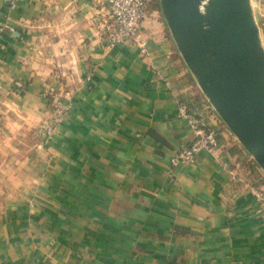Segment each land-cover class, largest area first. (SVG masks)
<instances>
[{"label":"crops","instance_id":"obj_1","mask_svg":"<svg viewBox=\"0 0 264 264\" xmlns=\"http://www.w3.org/2000/svg\"><path fill=\"white\" fill-rule=\"evenodd\" d=\"M99 0H0V264H264V172L222 122L163 16L107 47ZM53 94L72 109L46 140ZM46 94V95H44ZM213 153L172 164L192 139Z\"/></svg>","mask_w":264,"mask_h":264},{"label":"water","instance_id":"obj_2","mask_svg":"<svg viewBox=\"0 0 264 264\" xmlns=\"http://www.w3.org/2000/svg\"><path fill=\"white\" fill-rule=\"evenodd\" d=\"M159 5L193 79L264 172V46L251 0Z\"/></svg>","mask_w":264,"mask_h":264},{"label":"built area","instance_id":"obj_3","mask_svg":"<svg viewBox=\"0 0 264 264\" xmlns=\"http://www.w3.org/2000/svg\"><path fill=\"white\" fill-rule=\"evenodd\" d=\"M17 0H11L14 4ZM107 7L108 16L98 26L100 39L107 47L135 46L143 58H149L150 49L148 41L140 31L142 21L146 17L147 0H99ZM261 37L264 46V15L260 23ZM0 44V50L3 49ZM50 100L48 119L42 127V134L46 140L56 131L72 109V101L68 95L46 93ZM44 94V95H46ZM177 116L184 119L193 137L191 141L182 146L173 156L172 164L188 163L195 160L201 151L213 153L218 146V139L214 129L204 124L202 117L190 106L186 100H179L176 106ZM258 206L264 215V192H256Z\"/></svg>","mask_w":264,"mask_h":264},{"label":"rangeland","instance_id":"obj_4","mask_svg":"<svg viewBox=\"0 0 264 264\" xmlns=\"http://www.w3.org/2000/svg\"><path fill=\"white\" fill-rule=\"evenodd\" d=\"M251 4H252V9H253V13L256 18V21L258 22V25L260 26V23L264 15V0H251ZM147 8L152 9V10L156 8L161 13L159 0H147ZM251 159L254 161L252 157Z\"/></svg>","mask_w":264,"mask_h":264}]
</instances>
